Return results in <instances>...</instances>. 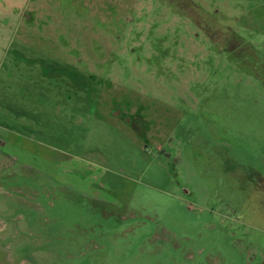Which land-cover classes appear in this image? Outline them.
<instances>
[{"label":"rangeland","instance_id":"obj_1","mask_svg":"<svg viewBox=\"0 0 264 264\" xmlns=\"http://www.w3.org/2000/svg\"><path fill=\"white\" fill-rule=\"evenodd\" d=\"M0 264H264V0H0Z\"/></svg>","mask_w":264,"mask_h":264}]
</instances>
